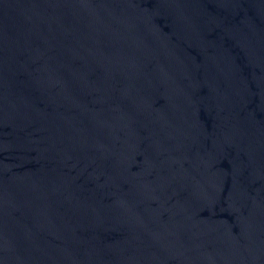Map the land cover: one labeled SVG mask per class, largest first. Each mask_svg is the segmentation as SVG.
I'll return each instance as SVG.
<instances>
[{
	"label": "water",
	"instance_id": "1",
	"mask_svg": "<svg viewBox=\"0 0 264 264\" xmlns=\"http://www.w3.org/2000/svg\"><path fill=\"white\" fill-rule=\"evenodd\" d=\"M0 264H264V0H0Z\"/></svg>",
	"mask_w": 264,
	"mask_h": 264
}]
</instances>
